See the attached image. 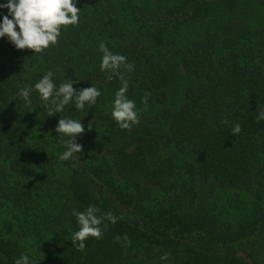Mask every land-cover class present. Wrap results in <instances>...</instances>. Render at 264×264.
I'll return each mask as SVG.
<instances>
[{"label": "trees", "instance_id": "16d2710c", "mask_svg": "<svg viewBox=\"0 0 264 264\" xmlns=\"http://www.w3.org/2000/svg\"><path fill=\"white\" fill-rule=\"evenodd\" d=\"M76 7L79 24L41 53L0 39V264H264V0ZM101 42L134 66L120 70L139 109L129 129L111 117L121 81L100 71ZM48 70L101 96L50 117L34 90L31 104L18 94ZM60 118L85 129L68 161ZM90 205L117 221L78 249L72 212Z\"/></svg>", "mask_w": 264, "mask_h": 264}, {"label": "clouds", "instance_id": "9594fccd", "mask_svg": "<svg viewBox=\"0 0 264 264\" xmlns=\"http://www.w3.org/2000/svg\"><path fill=\"white\" fill-rule=\"evenodd\" d=\"M78 0H6L0 3V11L6 9L7 14L0 17V39L7 38L17 50H32L33 53H41L50 45L55 46L61 35L62 26H77L79 24V10L76 7ZM18 28V31H17ZM99 52L102 53L100 71L107 73V79L117 77L121 81V87L115 92L111 105V117L121 129H129L132 125L139 123V109L135 101L126 95L129 87L128 80L121 74V66L127 72H131L134 66L127 62V57L113 53L104 42L99 44ZM54 73L48 70L32 87H22L19 96L26 103L31 104L30 94L34 90L39 99L45 104L49 116L52 113H60L66 105L71 104L75 109H90L101 96L100 90L91 86L86 89L74 88V81L66 79V82L57 86L53 82ZM148 95L146 94L142 103L146 106ZM264 120V110L257 115V122ZM227 123V121H225ZM81 120L62 119L58 121L56 133L62 134L59 142L64 151L60 154L61 161L74 158L75 153H81L82 146L77 143V138L84 132ZM241 126L237 123L232 127V134L240 133ZM99 209L95 205L88 206L84 211L73 209L79 229L72 234V244L78 249H83V243L89 237L100 238L103 233L100 225L105 221L116 223L117 217L111 211L103 216H98ZM104 227H107L105 224ZM117 241L120 237H116ZM125 241L127 237L124 238ZM80 242V243H77ZM169 255L166 253L160 257L161 261H167ZM14 264H32L27 255L22 254L14 261Z\"/></svg>", "mask_w": 264, "mask_h": 264}]
</instances>
